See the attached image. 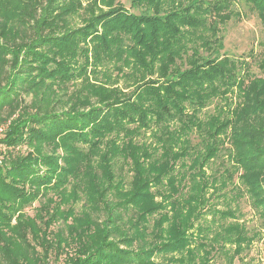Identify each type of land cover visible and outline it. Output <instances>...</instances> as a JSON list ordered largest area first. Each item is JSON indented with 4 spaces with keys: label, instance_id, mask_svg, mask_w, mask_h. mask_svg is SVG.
<instances>
[{
    "label": "trees",
    "instance_id": "obj_1",
    "mask_svg": "<svg viewBox=\"0 0 264 264\" xmlns=\"http://www.w3.org/2000/svg\"><path fill=\"white\" fill-rule=\"evenodd\" d=\"M133 3L0 0V264H235L262 236L264 43L257 75L220 50L234 1Z\"/></svg>",
    "mask_w": 264,
    "mask_h": 264
},
{
    "label": "rangeland",
    "instance_id": "obj_2",
    "mask_svg": "<svg viewBox=\"0 0 264 264\" xmlns=\"http://www.w3.org/2000/svg\"><path fill=\"white\" fill-rule=\"evenodd\" d=\"M133 1L134 0H118V2L123 4L128 11L136 15H142L141 13L149 11L145 8L137 7ZM232 1L236 3L234 9L241 14L239 17L235 16L228 23L220 26V36L222 37L220 50L222 53L226 51L230 55L237 57L250 55L251 57L248 58V61L251 62L250 67L252 72L258 75V57L255 54L259 56V53L262 50V45L264 43V29L257 16L243 5V0ZM79 22L80 21L77 20L75 23L79 24ZM207 53V51L204 52L205 55H207ZM211 109H213L212 105L209 107V110ZM0 137H2V134H0ZM23 150L25 151V147ZM15 152L17 153L18 151ZM226 160V157L221 156V159L220 161H217V164ZM211 167L213 168V166ZM219 202L220 207L223 209L222 204L224 202L222 200ZM242 203V210L246 214L245 220L247 225L249 227L256 226L257 219L255 218V214L250 210V207L245 201H242ZM37 207L38 204L35 203L32 207H28L25 212L33 216ZM243 259V262L236 259L235 264H264V230L262 231L260 239L256 240L254 244L245 251ZM210 264H225V262L222 258L216 257Z\"/></svg>",
    "mask_w": 264,
    "mask_h": 264
},
{
    "label": "built area",
    "instance_id": "obj_3",
    "mask_svg": "<svg viewBox=\"0 0 264 264\" xmlns=\"http://www.w3.org/2000/svg\"><path fill=\"white\" fill-rule=\"evenodd\" d=\"M6 125H0V134H2L6 130Z\"/></svg>",
    "mask_w": 264,
    "mask_h": 264
}]
</instances>
